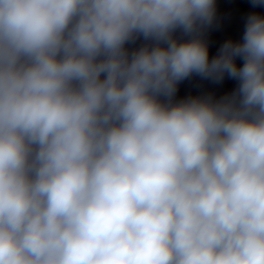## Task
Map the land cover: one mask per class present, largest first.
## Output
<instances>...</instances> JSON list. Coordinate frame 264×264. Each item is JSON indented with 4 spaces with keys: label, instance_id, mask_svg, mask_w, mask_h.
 <instances>
[{
    "label": "clouds",
    "instance_id": "9594fccd",
    "mask_svg": "<svg viewBox=\"0 0 264 264\" xmlns=\"http://www.w3.org/2000/svg\"><path fill=\"white\" fill-rule=\"evenodd\" d=\"M215 16L0 0V264H264V15L210 57Z\"/></svg>",
    "mask_w": 264,
    "mask_h": 264
}]
</instances>
